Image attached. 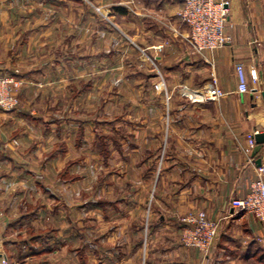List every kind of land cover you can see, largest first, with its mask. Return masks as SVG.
Here are the masks:
<instances>
[{
  "label": "crops",
  "instance_id": "crops-1",
  "mask_svg": "<svg viewBox=\"0 0 264 264\" xmlns=\"http://www.w3.org/2000/svg\"><path fill=\"white\" fill-rule=\"evenodd\" d=\"M227 1L229 41L199 53L179 15L182 0H0V53H9L12 62L0 55V74L20 71L21 86L27 84L20 90L22 99L26 89L28 96L35 93L31 83L66 78L63 102L78 104L77 115L67 108L49 119L38 118L22 102L17 109L0 111V153L7 148L0 157V193L17 188L15 208H0V264L11 261L12 248L21 243L13 237L14 229L39 216L29 200L35 186L47 191L51 175L45 170L51 173L53 162L66 156L68 139L80 148L93 133L96 154L105 165L115 157L113 144L125 173L136 177L139 172L142 181L140 189L120 193L117 199L102 198L108 195L97 188L80 206L83 212H103L107 220L110 211L127 220L125 231L117 226L101 236L111 242L114 233L124 232L119 236L123 252L108 248L113 264H264V221L231 203L245 197L259 177L264 179V144L256 150V142L247 151L249 135L264 132V0ZM37 35L43 42L35 54ZM115 36L120 39L116 45ZM21 56L30 64L17 67ZM240 63L249 78L247 93L238 91ZM252 68L258 70L257 81L250 75ZM213 76L225 92L218 100L193 102L180 91L182 85L204 88ZM89 102L92 109L86 111L83 104ZM110 111L115 117L104 118ZM119 121L124 125H117ZM40 122L45 138L55 135L65 151L52 157L41 146L30 128ZM102 125H110L115 135L100 134ZM120 131L123 138L116 135ZM100 139L107 151L99 148ZM132 149L139 154L134 157L128 152ZM94 162L81 163L95 168ZM199 210L221 219L207 254L181 242L182 218ZM16 211L24 218L13 219ZM78 236L83 238V233L76 232ZM92 252L100 260L106 256Z\"/></svg>",
  "mask_w": 264,
  "mask_h": 264
},
{
  "label": "rangeland",
  "instance_id": "rangeland-1",
  "mask_svg": "<svg viewBox=\"0 0 264 264\" xmlns=\"http://www.w3.org/2000/svg\"><path fill=\"white\" fill-rule=\"evenodd\" d=\"M88 1L90 2V0ZM42 21L43 20H39L37 22ZM46 40H53L55 42L53 37L47 35ZM90 40V36L86 37L84 43L86 44L90 42ZM113 41L115 42L114 45H116L120 42V39L115 36ZM42 42L43 36L37 35V50L35 54H38V47L40 48V43ZM54 47L59 46L54 43ZM2 54L5 59L10 62L9 53H0V55ZM19 60L20 66L16 64L17 67L30 64L27 63L26 59L22 58V56ZM11 63L12 62H10V64ZM58 71L60 72L61 69ZM65 80L67 81L65 78L62 81L33 83V86L31 83L30 87L35 89V93L33 96H28L26 89L23 99L19 95L20 90L27 85L26 83L19 87L16 93L23 103V107L27 110L32 109L33 113H35L38 118L42 117L44 119H49L50 114L59 115L60 113L61 115L62 111H65L67 108H69L68 112L72 109L71 111L73 113L70 112V114L77 115L74 113L75 109L78 107L75 100H73L72 103L71 100L63 102V97L66 94L64 86L66 84ZM103 102L101 101V103ZM105 104L104 102L103 109L107 111L105 109ZM83 109L86 111L91 110L90 102L83 104ZM110 113L112 114L104 116V118L113 119L115 113H118V110H116L115 113L110 111ZM83 117H85V115H83ZM43 125L44 123L40 122L36 124L35 127L33 124L30 127L36 140L41 142V146L44 145L43 147L46 151L50 150L52 157L54 153L56 154L63 151V149L65 151L63 144L61 145L58 143L60 140L55 135H50L49 139L45 138ZM117 125L123 126L124 123L119 121ZM110 127V125H102L100 134L106 136L115 135ZM134 133L139 135V130L137 129ZM116 135L117 137L120 136L123 138L124 134L120 131ZM95 143L96 139L94 138V133L84 140V145L80 148L75 146L73 140L68 139V152L66 156L61 159L59 157L53 162L50 170L51 173H49V170H45L46 174L49 176L51 175L50 184H46L47 191L45 192L41 187L37 188L35 186L34 198L32 201L29 200V202L32 203L30 205L31 211H35V214L38 213L39 216L30 221H21L23 224L19 223V226L14 229L13 237L17 238L18 242L21 243L17 244L15 247L13 246L12 252L14 254L10 256L11 261L9 259H3L1 262L2 264H113L114 261L109 259L110 256H108V258L106 255L110 250L108 248L116 247L118 251L123 252L124 243L122 242V238L119 239V236H122L124 232H121L120 235L114 233V235L111 236V242H107V240L101 238V236L109 233L108 231L110 230L113 232L112 229H116L117 226H120L121 230L125 231L124 227H126L125 225L127 223L125 217L120 213L117 215V213L115 214L113 211H110L111 218L107 220L104 218L103 212L96 209L83 212L80 206L83 205L87 199L92 197V193L97 188H101L102 191L108 195L102 196V198L117 199L121 196L120 193H127L128 190L140 189L142 181L140 180L139 172L136 173V177L131 176L128 171L125 173L126 169L123 166L124 164L117 161V159H119L117 157H119L121 153H119L113 144L112 148L115 149V157L111 163L105 165L96 154L97 144ZM17 144L16 142L14 146L17 147ZM102 145L103 143L100 139V149L104 148ZM6 149L7 148H4L2 150L3 154L0 153V157L7 153ZM9 149L13 150V148ZM129 151H132L134 157L139 154V150L137 149L128 150V152ZM58 155L59 154L55 155L54 158ZM93 159L95 161V168L92 167V164L85 166V164L83 165V163H81L82 160L87 163H92ZM132 166V168L136 167L135 165ZM151 187L152 185H149L148 187L146 186L145 189H151ZM16 189L17 188L13 187L7 190L6 194L4 192L3 194L2 192L0 193V208L2 207L3 210L7 207L15 208V205H17V200L14 197L15 191H17ZM26 199L23 200L25 208L29 203ZM30 199H32L31 196ZM41 203H46V211H43ZM18 211L12 213L13 219L21 220L24 216L22 217L23 213ZM133 213L134 211L132 215ZM5 214H9V212H5ZM5 217H7V215H5ZM77 221L80 226L79 228H76ZM82 225H84V228H81ZM92 225H94V227H92ZM97 226H99V228ZM76 232L80 234L83 233V238L78 236V239H76ZM32 239L34 240L30 242ZM97 239L100 240L98 243ZM116 240L117 242L114 243ZM22 241H29L30 243L24 245ZM112 243L114 244L111 245ZM9 246L7 245L8 249H10ZM7 247L5 246L6 249ZM126 248L127 245L125 246V249ZM93 249L97 250L100 255L104 256L105 254L106 256L100 260L97 256H94L95 253L92 252ZM109 252H111V250ZM115 264L118 263L116 262ZM119 264H122V262L120 261Z\"/></svg>",
  "mask_w": 264,
  "mask_h": 264
},
{
  "label": "built area",
  "instance_id": "built-area-1",
  "mask_svg": "<svg viewBox=\"0 0 264 264\" xmlns=\"http://www.w3.org/2000/svg\"><path fill=\"white\" fill-rule=\"evenodd\" d=\"M183 7L179 13L183 23L190 30L189 42L196 52L202 53L224 47L230 37L225 32L229 17V2L227 0H182ZM239 80L238 91H251L249 78L243 64L236 65ZM253 81L259 79L257 68L250 70ZM22 82L14 75L0 74V111H11L21 105L17 89ZM181 93L193 102L218 100L225 95L213 76L211 82L204 88H192L182 85ZM258 130L249 135L247 151L256 144L255 135ZM232 206L237 211L254 213L264 221V179L259 177L251 184L249 193L243 198L232 200ZM184 227L181 233V242L186 247L198 248L207 254L213 247L219 235L221 219L211 218L205 210L187 213L182 218ZM163 264H185L181 261L165 262Z\"/></svg>",
  "mask_w": 264,
  "mask_h": 264
},
{
  "label": "water",
  "instance_id": "water-1",
  "mask_svg": "<svg viewBox=\"0 0 264 264\" xmlns=\"http://www.w3.org/2000/svg\"><path fill=\"white\" fill-rule=\"evenodd\" d=\"M255 140L257 142V148L256 150L261 149V147L264 144V132H259L255 135ZM258 165L261 166V160L257 161Z\"/></svg>",
  "mask_w": 264,
  "mask_h": 264
},
{
  "label": "trees",
  "instance_id": "trees-1",
  "mask_svg": "<svg viewBox=\"0 0 264 264\" xmlns=\"http://www.w3.org/2000/svg\"><path fill=\"white\" fill-rule=\"evenodd\" d=\"M11 73H12V75L16 76L17 78L20 77V75H21L20 71H17V70H14V71L11 72ZM104 149L107 151L106 148H104ZM105 150H104V151H105ZM183 227H184V224H183ZM182 229H183V228H182Z\"/></svg>",
  "mask_w": 264,
  "mask_h": 264
}]
</instances>
